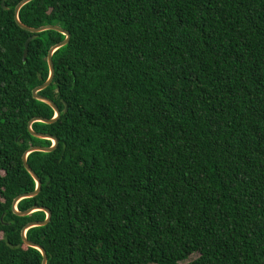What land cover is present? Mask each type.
<instances>
[{"label":"trees","instance_id":"obj_1","mask_svg":"<svg viewBox=\"0 0 264 264\" xmlns=\"http://www.w3.org/2000/svg\"><path fill=\"white\" fill-rule=\"evenodd\" d=\"M0 0V264H42L22 240L44 210L23 154L51 139L33 89L65 34L20 27ZM4 4V5H3ZM5 6V7H4ZM32 27L71 33L39 93L59 139L28 163L27 237L48 264H264V0H32ZM67 108V110H66ZM197 253L193 260H188Z\"/></svg>","mask_w":264,"mask_h":264},{"label":"water","instance_id":"obj_2","mask_svg":"<svg viewBox=\"0 0 264 264\" xmlns=\"http://www.w3.org/2000/svg\"><path fill=\"white\" fill-rule=\"evenodd\" d=\"M30 1H32V0H22L17 4V6L15 8V20H16L17 24L20 27H22L23 29L28 30V31L33 33L31 36L28 37V39L25 42L24 59H26V57L28 55L30 42L33 39H35L40 32L46 31V30H56V31H59V32L65 34V36H66L64 40L55 44L49 50L48 65H49V71L50 72H49V76H48L47 80L44 83H42L41 85H39L33 89L34 97L36 99H39L41 101L48 103L51 107H53V109L55 111V115L52 118H45V117H41V116H36V117L32 118L28 123V129L34 136L39 137V138L51 139L53 141V143L51 146L34 145L25 151V153L23 154V163H24V166L27 169V171L34 177V179L36 181V189L32 192L20 194L13 201V210L16 214H18L20 216H26V215L31 214L32 212H34L36 210H44L46 212V218L44 220L32 221V222L27 223L23 227L21 235H22V240L26 245L37 248L38 250H40V252L42 253V257H43L42 264H48V254H47L46 249L42 245L31 241L27 237V231L31 227L43 226V225L48 224L51 220V217H52L51 210L45 206H33L31 208H28V209L22 211V210L18 209L17 204L23 198L33 197V196L38 195V193L41 191V188H42V181H41L40 177L38 176V174L35 172V170L28 163V155L33 151H44V152L53 151L57 148L58 143H59V139L56 136H54L52 134L37 132L33 129L32 125L36 121H42L45 123H53V122L57 121L61 115V110L57 106V104L51 98L44 96V95H41L39 92L41 90L47 88L53 82V79L55 77V65H54V61H53V54L58 48L68 44V42L70 41V38H71V33H70V31L61 27L60 25L48 24V25H42L39 27H32V26H29V25L25 24L24 22H22L20 17H19L20 9L23 5H25L26 3L30 2ZM66 110H67V108H66Z\"/></svg>","mask_w":264,"mask_h":264},{"label":"rangeland","instance_id":"obj_3","mask_svg":"<svg viewBox=\"0 0 264 264\" xmlns=\"http://www.w3.org/2000/svg\"><path fill=\"white\" fill-rule=\"evenodd\" d=\"M197 256H198V254L195 253V254L191 255L190 258H189L188 260H193V259L196 258Z\"/></svg>","mask_w":264,"mask_h":264}]
</instances>
